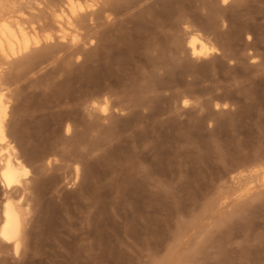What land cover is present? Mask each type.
I'll list each match as a JSON object with an SVG mask.
<instances>
[{"label":"rangeland","instance_id":"rangeland-1","mask_svg":"<svg viewBox=\"0 0 264 264\" xmlns=\"http://www.w3.org/2000/svg\"><path fill=\"white\" fill-rule=\"evenodd\" d=\"M117 1L85 45L0 62L30 170L0 264H264V0Z\"/></svg>","mask_w":264,"mask_h":264},{"label":"bare ground","instance_id":"bare-ground-1","mask_svg":"<svg viewBox=\"0 0 264 264\" xmlns=\"http://www.w3.org/2000/svg\"><path fill=\"white\" fill-rule=\"evenodd\" d=\"M221 1L225 3L227 0ZM118 4L117 0H48L45 5L41 0H0V62L16 59L54 39L67 41L72 47L79 43L85 45L84 38L89 42L92 39L81 34L80 22L84 18L92 22L97 14L110 22ZM186 45L190 55L197 58L206 57L214 51L197 34H191ZM150 48L157 52L162 45L153 43ZM36 57L28 59L22 66L32 69ZM1 76L0 71V185L5 190L0 209V242L11 245L12 251L17 254L22 245L29 208L22 205L21 197L13 200L8 193L23 186L30 170L8 137L10 98ZM70 129L71 125L66 123L65 132ZM262 174L264 176V172Z\"/></svg>","mask_w":264,"mask_h":264}]
</instances>
